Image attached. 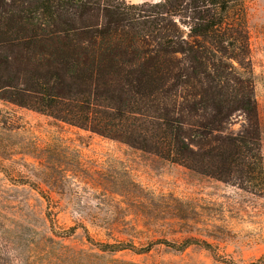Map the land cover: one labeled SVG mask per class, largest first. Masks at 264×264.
I'll list each match as a JSON object with an SVG mask.
<instances>
[{
  "label": "trees",
  "instance_id": "trees-1",
  "mask_svg": "<svg viewBox=\"0 0 264 264\" xmlns=\"http://www.w3.org/2000/svg\"><path fill=\"white\" fill-rule=\"evenodd\" d=\"M0 98L264 194L245 0H0Z\"/></svg>",
  "mask_w": 264,
  "mask_h": 264
},
{
  "label": "rangeland",
  "instance_id": "rangeland-1",
  "mask_svg": "<svg viewBox=\"0 0 264 264\" xmlns=\"http://www.w3.org/2000/svg\"><path fill=\"white\" fill-rule=\"evenodd\" d=\"M245 4L264 155V0ZM0 264H264V194L0 98Z\"/></svg>",
  "mask_w": 264,
  "mask_h": 264
}]
</instances>
